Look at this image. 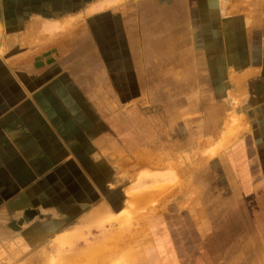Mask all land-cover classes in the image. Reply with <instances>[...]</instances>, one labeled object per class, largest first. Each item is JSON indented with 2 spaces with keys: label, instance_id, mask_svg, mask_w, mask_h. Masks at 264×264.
Here are the masks:
<instances>
[{
  "label": "crops",
  "instance_id": "crops-1",
  "mask_svg": "<svg viewBox=\"0 0 264 264\" xmlns=\"http://www.w3.org/2000/svg\"><path fill=\"white\" fill-rule=\"evenodd\" d=\"M0 8V225L58 237L101 220L150 264H176L171 242L201 239L213 216L231 224L225 210L245 195L236 170L264 197V0H0ZM236 115L246 128L241 121L217 148ZM192 154L202 162L178 199L131 191L143 171L163 175ZM192 182L199 193L213 185L209 204L192 200Z\"/></svg>",
  "mask_w": 264,
  "mask_h": 264
},
{
  "label": "rangeland",
  "instance_id": "rangeland-1",
  "mask_svg": "<svg viewBox=\"0 0 264 264\" xmlns=\"http://www.w3.org/2000/svg\"><path fill=\"white\" fill-rule=\"evenodd\" d=\"M5 34L0 8V50L5 45ZM256 92L260 93V91ZM240 108L246 109V103ZM242 116H232L233 120L228 118L230 125L238 122L236 130L238 125L241 126V121L244 122L246 128L247 118ZM213 150L206 152L210 154ZM184 159L177 158L174 166L167 168L163 175L161 171L158 175H153L147 170L143 171L139 174V177L142 176L143 182L141 184L135 183L139 186H132L131 191H136V188L143 191L169 190L174 191V199H178L177 193L180 189L188 188V182L185 185L182 180L183 177L193 172L194 168L202 162L199 156H193V154L192 156H185ZM244 172L245 170H236L238 175L234 178L238 182L239 193L245 194L242 200L237 201L239 202L238 209H224L226 212L232 213L233 217L229 218L228 216L231 224L228 226L220 225L224 222L222 219L226 220V218L213 216L208 220H216L219 223L210 222L206 224V230L201 235V239H198L197 233H192L189 241L176 240L174 243L171 242L177 255L175 260L178 262L176 264H264V197L262 192L258 193L261 188L253 193L246 189L248 188L246 185L248 176L246 177ZM201 180L209 182V178H201ZM207 185L199 193L200 190L197 189V186L194 188L192 182L190 188L192 200H197L199 203L202 201L205 205L206 193L214 189L212 184ZM163 195L164 193H161L160 196ZM161 199L166 200V198ZM226 200L233 201L231 197L226 198ZM207 203L209 204V201ZM223 206H227V203ZM128 207L131 209H127L125 212L129 218L131 213L135 211L134 203L129 202ZM143 212L145 213L146 210L144 209ZM220 212L222 211L219 209L217 215ZM14 223L15 221L8 220L4 225H0V264H150L149 258L146 259V257L143 258L136 254L134 242L123 241L124 237L118 233L108 237L109 230L115 227L104 225L101 220L85 223L80 228L58 237H53V235L36 237L29 232H24ZM123 226L129 230L134 227L129 222ZM199 227L202 229L203 226ZM221 227H227L228 230L223 232ZM113 230L111 229V231ZM113 236L115 239L112 240ZM200 249L202 253H200ZM95 250H99L98 254L101 255L87 256L88 253ZM79 258L81 261L78 260Z\"/></svg>",
  "mask_w": 264,
  "mask_h": 264
},
{
  "label": "bare ground",
  "instance_id": "bare-ground-1",
  "mask_svg": "<svg viewBox=\"0 0 264 264\" xmlns=\"http://www.w3.org/2000/svg\"><path fill=\"white\" fill-rule=\"evenodd\" d=\"M102 6H104V5H102ZM90 10V9H89ZM87 13V12H86ZM64 18V17H63ZM63 20V19H62ZM68 20V19H67ZM58 22H60V20H58ZM61 23V22H60ZM70 23V22H69ZM68 23V24H69ZM72 25V24H71ZM69 26V25H68ZM63 28H64V26H63ZM69 28V27H68ZM65 30H66V26H65ZM68 31V30H67ZM45 34V33H44ZM54 36V35H53ZM52 36V37H53ZM243 79V78H242ZM230 95V94H229ZM235 100V99H234ZM236 101V100H235ZM237 103V102H236ZM242 116V115H241ZM243 117V116H242ZM228 118H231V117H228ZM239 119V118H238ZM228 120H230V119H228ZM228 120H227V122H228ZM226 121V120H225ZM239 121V120H238ZM225 123V122H224ZM237 124H238V122H236V123H233V125H230V122H228L226 125H227V128H226V136L221 140V143H220V145H218L219 147H221V146H223V145H225L226 143H229V141H231L232 139H234L235 137H236V126H237ZM225 125V126H226ZM240 126L238 125V128H239ZM237 128V129H238ZM238 135V134H237ZM217 147V146H216ZM116 234V233H115ZM119 234V233H118ZM114 237V236H113ZM112 237V240L113 239H115V237L113 238ZM118 238V237H117ZM120 241H121V239H120ZM105 251H108V250H105ZM99 253V250H95V251H91L90 253H88L87 254V256L88 255H91L92 257L94 256H98V255H101V254H98ZM110 254V253H109ZM81 258H79L78 260H80ZM77 260V261H78ZM81 261V260H80Z\"/></svg>",
  "mask_w": 264,
  "mask_h": 264
}]
</instances>
